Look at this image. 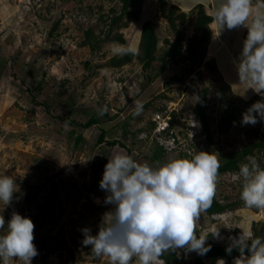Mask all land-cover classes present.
Listing matches in <instances>:
<instances>
[{
	"label": "rangeland",
	"instance_id": "obj_1",
	"mask_svg": "<svg viewBox=\"0 0 264 264\" xmlns=\"http://www.w3.org/2000/svg\"><path fill=\"white\" fill-rule=\"evenodd\" d=\"M199 2L215 17L214 25L209 24L212 35L204 61L214 62L218 71L203 63L189 73L187 63L169 60L167 68L155 76L162 63L165 38H174L173 28L161 13L160 0H143L139 18L127 26L112 27L109 39L95 49L85 43L87 29L94 36L107 35L109 19L120 10L121 0H0V177L12 178L17 187L10 204L0 201V218L5 220L0 235L6 234L13 211L30 217L38 250L32 264H111L109 257H97L82 243V229L89 228L96 235L105 213L113 209L105 203L107 193L100 188L105 166L98 164H107L109 157L118 153L139 163L156 164L153 151L158 142L154 128L158 112L175 113L177 141H182L178 151L166 150V161L190 158L203 150L220 162L222 155L264 136V120L255 125L242 123L247 109L264 100L260 94L254 98L258 93L248 88L247 81L241 82L237 72L248 28H222L216 12L224 0H166V10L173 4L180 7L174 15L177 26L184 29L186 47L194 33ZM182 10L187 12L183 22L178 15ZM257 11L264 13V0H252L249 23ZM148 19L159 39L152 67L144 70L137 57L122 66L109 64L108 60L124 49L139 50L142 24ZM119 32L124 43L112 39ZM176 74L181 78L172 80ZM224 82L231 88L226 100L238 104L235 124L229 132L215 135L212 143L199 139L191 143L183 122L195 114L203 87L212 99H218ZM138 103L142 109L137 113ZM221 105L219 102L222 110ZM93 116L98 123L83 126ZM101 130H106V136L99 143ZM114 138L124 146L106 142ZM251 158L264 168L263 150L256 149L242 164ZM31 184L44 187L29 202L24 195ZM242 188L240 175L234 182L222 173L217 175L216 198L236 203L220 213H200L195 230L205 242L211 238L215 243L234 244V238L241 234L250 237L254 226L264 222V208L246 206L240 195ZM176 250L178 261L170 264H194L196 250ZM238 257L205 258L202 264H235ZM0 264L24 261L0 258ZM130 264H139L138 257ZM158 264L167 262L160 256Z\"/></svg>",
	"mask_w": 264,
	"mask_h": 264
},
{
	"label": "clouds",
	"instance_id": "obj_2",
	"mask_svg": "<svg viewBox=\"0 0 264 264\" xmlns=\"http://www.w3.org/2000/svg\"><path fill=\"white\" fill-rule=\"evenodd\" d=\"M251 4L252 0H224L216 19L229 30L248 28L237 72L241 82L247 81L248 88L264 96V13L257 11L249 23ZM119 54L134 55L136 50L127 48ZM141 109L138 103L137 113ZM260 120H264V100L247 109L242 123L255 125ZM219 167L217 157L203 150L163 164L139 163L120 153L109 157L100 188L107 193L105 203L113 209L105 213L96 235L89 228L82 229L83 245L90 246L97 257H109L111 264H130L134 256L139 264H158L164 252L180 248L206 253L205 238H197L195 221L212 202ZM239 175L245 205L264 208V168L251 158L240 165ZM16 191L12 178L0 177V201L10 204ZM4 226L5 220L0 218V229ZM33 241L32 219L13 211L6 234L0 235V258L32 264L38 255ZM234 246L241 253L235 264H264V239L241 234L234 238Z\"/></svg>",
	"mask_w": 264,
	"mask_h": 264
},
{
	"label": "trees",
	"instance_id": "obj_3",
	"mask_svg": "<svg viewBox=\"0 0 264 264\" xmlns=\"http://www.w3.org/2000/svg\"><path fill=\"white\" fill-rule=\"evenodd\" d=\"M121 8L117 12V14L110 17L109 21V29L107 30V35L105 36H94L93 31L88 28L86 31V40L85 43L90 45L92 49H95L100 45V42L109 39V34L111 32L112 27H122L127 26L129 22L135 21L139 18L141 12V5L143 0H121ZM196 7L198 8L196 18L193 21V29L194 33L188 38L187 45L184 47V29L180 28L176 24V16L174 15L176 10H179L180 7L178 5L173 4L170 10H166V0H160V8L162 15L167 18L171 27L174 30V38L170 40L169 38H165L166 47L160 57L161 65L158 67L155 76L160 72L165 70L168 66V61L171 60L175 64H179L181 62L187 63V72H192L195 66H199L203 63H207L210 68L218 71L216 64L212 61H204L207 45L211 40V28L209 26L210 23L213 22L214 16L205 11L204 4L199 2ZM114 10V9H113ZM115 12V11H114ZM187 12L182 10L179 12V17L181 18V22H183L187 16ZM254 18V17H253ZM55 24L54 29L57 27ZM112 39L119 41L120 43L125 42V37L122 32L116 33L112 36ZM158 35L156 32V28L154 23L151 20H145L142 24L141 29V37H140V47L136 54H119L113 55L108 63L112 66H122L125 63L131 61L134 57H137L142 64L144 70H147L152 67L153 61L157 58L156 50L158 46ZM181 76L175 75L171 79H180ZM227 91H231L230 84L228 82H224L218 91V98L220 103H222V111L221 116L218 121L219 131L221 133L229 132L232 126L235 124L236 115L238 111V104L234 100L227 101L226 93ZM208 95V88L203 87L198 95L196 105L194 107V113L198 116V119L201 121L203 126V131L206 134V139L209 143L213 142V136L209 127V117L205 111V100ZM255 97H260L259 94H255ZM222 101V102H221ZM148 102L145 104L147 105ZM173 118L171 119V126L175 125V113L173 112ZM130 117H128L125 121V132L128 133L129 129L126 124H128ZM73 122V120L68 119ZM98 123V118L93 116L89 118L86 122H84L83 126L88 127L92 124ZM106 130H101V133L98 137V142L101 143L105 140ZM108 144L111 145H122L124 144L117 138L107 140ZM155 149L153 151V158L163 164L166 161L164 157V153L166 150L162 145L158 142H155ZM263 150L264 151V136L255 140L253 142L245 143L241 149L237 151L230 152L229 154L222 155L221 161L219 162L220 167L218 169V174L223 173L224 171H232L238 172L240 171V165L245 161L246 156L254 153V151ZM105 161H100L98 167L103 168L105 166ZM97 167V168H98ZM44 184H31L29 185V191L24 195L25 200L31 202L34 201L38 195V193L43 189ZM216 190V189H215ZM236 202H220L216 195H214L210 206L205 210L208 215H212L215 213L223 212L229 206L234 205ZM197 238L200 237L198 231L195 230ZM211 235V234H210ZM211 237V236H210ZM250 239L262 238L264 239V222H259L254 226V230L252 235L249 237ZM251 241H249V244ZM205 248L208 249L206 253L200 254L198 251L195 256L194 264H202L205 258H209L214 261L218 258H232L235 256L241 255L239 249L234 246V244L229 242L224 243H215L209 238L205 242ZM231 248V251H229ZM245 254L247 250H245ZM161 258L165 259L167 264L171 262L176 263L178 261V253L177 250H170L164 252L161 255Z\"/></svg>",
	"mask_w": 264,
	"mask_h": 264
},
{
	"label": "built area",
	"instance_id": "obj_4",
	"mask_svg": "<svg viewBox=\"0 0 264 264\" xmlns=\"http://www.w3.org/2000/svg\"><path fill=\"white\" fill-rule=\"evenodd\" d=\"M219 99V98H218ZM218 99H212L209 95L207 96L205 100V111L207 116L209 117V127L211 134L213 136V140L215 138V135H222L219 131L218 127V121L221 116V109H219V100ZM173 118L172 112L166 111L164 113H157L156 116V122L157 125H155V136L156 141L160 145L164 147L165 150L168 152L172 151H178L179 143L182 141H177V131L175 130V126H171V119ZM182 119V118H180ZM186 126V129L188 130V138L191 140V143H194L192 140H195V142L199 139L200 141L207 140L206 134L203 131V126L201 121L198 119V116L196 114L191 115L189 118L186 119V122H183ZM226 179L230 180L231 182H234L238 180L239 173L238 172H230L225 171L222 173Z\"/></svg>",
	"mask_w": 264,
	"mask_h": 264
},
{
	"label": "crops",
	"instance_id": "obj_5",
	"mask_svg": "<svg viewBox=\"0 0 264 264\" xmlns=\"http://www.w3.org/2000/svg\"><path fill=\"white\" fill-rule=\"evenodd\" d=\"M210 10H211V8H210ZM215 22H216V21H215V17H214V20H213V23H212V24L214 25Z\"/></svg>",
	"mask_w": 264,
	"mask_h": 264
}]
</instances>
